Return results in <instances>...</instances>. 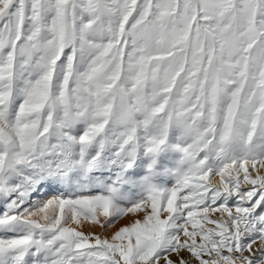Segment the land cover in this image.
I'll list each match as a JSON object with an SVG mask.
<instances>
[{"label": "snow or ice", "instance_id": "obj_1", "mask_svg": "<svg viewBox=\"0 0 264 264\" xmlns=\"http://www.w3.org/2000/svg\"><path fill=\"white\" fill-rule=\"evenodd\" d=\"M0 264H264V0H0Z\"/></svg>", "mask_w": 264, "mask_h": 264}, {"label": "rangeland", "instance_id": "obj_2", "mask_svg": "<svg viewBox=\"0 0 264 264\" xmlns=\"http://www.w3.org/2000/svg\"><path fill=\"white\" fill-rule=\"evenodd\" d=\"M123 222V221H122ZM97 231L99 230V229H96Z\"/></svg>", "mask_w": 264, "mask_h": 264}]
</instances>
